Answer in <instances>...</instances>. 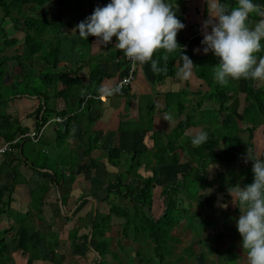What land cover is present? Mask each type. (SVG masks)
I'll return each mask as SVG.
<instances>
[{
  "label": "trees",
  "instance_id": "1",
  "mask_svg": "<svg viewBox=\"0 0 264 264\" xmlns=\"http://www.w3.org/2000/svg\"><path fill=\"white\" fill-rule=\"evenodd\" d=\"M53 1L0 0V148L3 144L10 143L11 149H18L16 157L11 158L9 161H2L0 174L12 172V186L14 187L18 171L13 168V163L20 160L27 164L37 176L36 181L25 183L27 185L30 183L32 205L39 213L42 212L41 207L44 205L42 199L50 189L53 191L58 190L60 196L57 201L61 199L65 213L69 212L71 207L67 208L69 206L68 199L77 167H84L86 170L91 171L95 165L90 155L94 149L100 146L101 132L93 131L92 125L100 117L102 110L99 106L100 99L95 98V96H99L98 89L101 82L112 77L111 74L105 72L101 63L108 61V54L111 58H118L120 54L115 46L108 44L105 47L101 44L96 52V57H94L95 53L91 54L90 52L92 44L97 41V38L90 35L88 40H84L77 32L70 33L69 29L76 23L68 21V12L64 16V20L55 17L56 5L68 6L70 2L76 4L78 0H58L59 4H53ZM227 2L232 6L236 4V0H227ZM254 2L264 6V0H254ZM47 4L49 5L47 6ZM77 6L79 7L80 3ZM253 19H261V17L252 14L250 24ZM9 20L15 25L19 21L23 24L22 50L12 55L7 54L6 49L13 46L17 42V38L8 37L4 23ZM178 40L183 46L187 38L181 34ZM65 43L67 45L65 51L71 50L74 52L75 49L81 51V60H83L85 54L89 55L87 60L89 62V72L86 78H82L77 73L82 68L79 65L81 62L71 64L69 74L66 71L61 72L62 68H58L64 57ZM104 49L107 50V53L102 57L103 53L100 50ZM257 55L264 56V51ZM188 56L195 64V74L209 86V91L197 102L198 107H200V102L206 101V104H211L209 106L212 108L210 110L212 121L207 129L208 142L195 147L191 143L193 136L185 134L192 124L193 109L197 108V105H194L192 113L185 115L172 135L167 137L166 140L164 139L165 141L162 140V143L158 144L160 138L157 136L152 138L155 144L149 155L155 159V164L152 165L150 159L146 163V166H151V174L142 175L137 172L141 163L139 159L145 155L141 148H137L129 154L118 145H111L104 149L103 158L106 164L118 168L117 174L114 179L106 183L105 190L102 197H100L101 204L96 208V214L91 215L90 224L84 226L88 231L78 235L81 226L77 224L69 229L67 233V238L71 241L69 247L71 248L82 241L81 244L85 246L83 250L90 249L87 241L89 234H91L90 242L93 244L95 251L99 253V257L94 253L92 264L121 263L120 260L114 263L113 261L108 262L106 259L109 254L112 259L118 258V254L110 248L107 235L114 218L120 220L119 223L124 237H132L135 241L140 240L142 243L147 241L148 249L152 246L146 257L141 249L135 251L136 256L140 258L142 263L164 264V260L172 253L173 245L170 242L178 241V238L171 234V230L178 223L186 222L195 232L197 242L203 241L201 235L204 227L215 223L213 220L207 219L197 221L196 212L190 211L188 206L183 205L182 199L178 197L179 193H184L191 201H197L198 207H210L213 203V196L208 202H198L197 197L201 191L212 189L213 185L216 184L215 191L224 192L236 184L232 183L236 179L241 180L243 186L252 183L254 180L252 160L240 164L237 178L226 179L221 171H217L216 176L208 178L205 166L208 162L220 156L230 159L229 156L232 153L242 151L246 146L253 147L252 143H244L239 136V129L254 131L261 124L264 131V84L257 87L256 81L243 79V93L245 96L243 115L242 118H238L232 109L227 106V102L235 96V91L237 94L236 83L230 80L228 85L221 86L213 79V65L219 62V58L212 52L206 57ZM162 57L160 54H156L154 59L160 61L161 67L166 64L168 70L166 73L159 75L153 73L152 80L154 82H160L166 77L174 76L176 72L175 58L169 56L168 60L164 61ZM35 60H40V63H42L41 67L37 68L40 69L39 71L35 69L36 74L34 72ZM120 65L122 66L121 62ZM62 67L65 70L68 69L67 65ZM29 80L31 85L34 86L33 93L20 91L21 87L24 86L30 88ZM115 83L113 86H115ZM187 93L189 92L184 89L176 94L185 96ZM23 94L35 95L39 100L34 112L30 113V115L35 114V130L43 127L51 116L62 118V121H56L53 125L54 143L46 139H41L38 142L41 145L39 151L43 155L41 157L43 159H38V161H29L25 157L24 145L30 141V138L24 135L29 132V128L21 124L18 114L7 111L8 102L19 99L17 97ZM57 100L63 101L64 106L62 108L56 107ZM82 105L83 107H81ZM184 107L183 99L179 103L180 113L183 112ZM254 113L259 116L258 120L254 117ZM82 117L87 119V124L84 125L81 122ZM75 125H84L88 128L83 127L79 130V136L76 138V148H70L68 139L72 137ZM123 125L124 122L120 123V128ZM220 142H223V148L221 149L218 148ZM45 149L47 151L44 152ZM59 150L63 151L64 156L58 158V160L48 155L51 151L53 153V151L57 152ZM78 151H81L83 158H86L83 160L84 162L82 161L83 163L81 162L82 164L77 161ZM9 153L11 152L7 150L2 152V159L7 157ZM67 153L70 156L66 158ZM125 155L129 167L122 170L120 166L122 165V157ZM184 158H188L196 164L180 172L174 181H169L161 186L159 198L163 208L161 213L155 216L152 211L153 190L155 182L159 178V167L168 165L182 168L184 164H180V160ZM190 161L189 163H191ZM42 168L51 170V172L41 171ZM38 178L40 179L38 180ZM139 180L142 181V185L137 189L135 183ZM225 184H228V187H225ZM38 190H41V192ZM215 191L209 192V195H213ZM11 194L12 190L6 191L0 188V223L5 219L10 221L7 227L0 229V264H14L10 255V238L17 242V249L27 256L22 264H38L35 263L36 260H47L54 264H60L62 258L58 252L60 246L58 233L55 231L44 233L41 230H34L29 227L25 218L31 212L30 214L27 213L26 216H20L17 211L12 210L10 207ZM6 195L7 199H5ZM88 195H90L89 191L81 193L77 199L73 200V205H77L79 201L84 200ZM103 203L107 207L106 211L102 210ZM62 219L70 221L72 217L65 214ZM14 225H17V227H14ZM78 246L75 248H78ZM205 247L208 249L207 244ZM185 251L194 257L197 264L199 263L196 257L201 255L202 264H205L207 258L205 250L202 249L198 253H192L191 247H188ZM217 255L219 261L225 260L229 264H233L238 257V253L233 251L232 244L228 245L223 252H217ZM130 258L132 260L133 257L130 256ZM176 260H179V257ZM213 264L217 263L213 261ZM218 264L223 263L219 262Z\"/></svg>",
  "mask_w": 264,
  "mask_h": 264
},
{
  "label": "crops",
  "instance_id": "2",
  "mask_svg": "<svg viewBox=\"0 0 264 264\" xmlns=\"http://www.w3.org/2000/svg\"><path fill=\"white\" fill-rule=\"evenodd\" d=\"M110 2L111 0H98L96 2L98 4H95L92 3L91 1V3L87 6L86 4L87 1L79 0L77 1L76 4L71 3L70 5L68 6L65 5V6L68 8L67 12H70L71 10H80L79 15L81 17L76 16L77 21L75 22L76 24H74L77 25L79 21H83L87 17H89L94 12L96 7L106 6ZM166 2L172 4L175 7L174 10L176 11L177 17L181 19V21L186 25L184 29L179 31L177 36V40L181 34L182 36L187 38V41L183 45L186 46L184 47L185 54L195 55L197 57L208 56L210 52L205 54L203 52L204 45H202L201 43V41L203 40V32H202L203 22L209 18L208 0H166ZM78 3H80L79 7L77 6ZM92 5H93V9L90 8ZM259 20L260 19H253L251 24L254 25ZM69 31L70 33H73L76 32L77 30L75 31L70 28ZM209 31H211L210 28ZM115 43H116V37H113L112 42L109 44L114 46ZM100 46L101 44L99 45L97 41H94V43L92 44L90 53L91 54L95 53L93 55L94 57H96L95 56L96 52L98 51ZM183 46L178 48L175 53L169 54V56L175 58L176 72L174 76L166 77L164 80L160 82H154L152 80L153 72L151 70V62L146 64L139 63L137 65L135 79L133 83L126 89L122 90V93L116 94L114 96H107L102 94L101 88L113 86L116 80L122 75H124L126 70L125 63L122 62L123 61L122 56L124 54L122 51L118 49L120 51L118 58H113V57L111 58L109 57L110 55L108 54V61H103L101 63L105 72L111 74L112 77L109 79H104L101 82V85L99 86L98 89L99 90L98 94L102 95L104 97V100L102 99L100 100L99 106L102 109L101 114L100 117L97 120H95V122L93 123L92 130L101 132V138L99 140L100 146L94 149L90 155L91 159L94 160L95 162V165L92 167V176L91 175L88 176V174L91 171H85L83 169L84 167L82 168L79 166L77 167L75 172V179L71 184L70 197L68 201H70L72 198L77 199L81 193L89 191L90 195L86 196L85 199L89 200L88 197L95 198L98 201L96 208L99 204H101L100 197H102V193L105 190L106 183L114 179L118 171V168L116 169L114 167L107 165L105 159L103 158L104 149L111 145L120 146V148L124 150L127 154L133 152L137 148H141L145 152V155L144 157L142 158L140 157L139 159L141 163L138 168H140V170L146 167L148 168L151 167V166L150 167L146 166V163H148L149 159L151 160L152 165L155 164V159L149 155L155 144L152 138L156 135H159L161 142L159 140L158 144H160L162 143V140H164L163 137H166L167 139V137L171 136L176 126L185 117V115L189 114L190 112L192 113V109L190 110V107H194V105H197L198 100L202 99L203 95L206 94L207 91H209V86L207 85V83L195 74L194 69L191 79L185 81L178 77L177 73L180 67L182 66L181 51ZM197 49H199L200 51H197ZM106 51H107L106 49L100 50V52L103 53L102 57L106 55L107 53ZM156 54H160V56H163L164 52L163 50H161ZM88 56H89L88 54H85L83 60H81L78 58L76 54L70 51L68 52L65 51L64 65H67L70 71L71 64L73 63L78 64L81 62L79 65H81L82 68L79 69L77 73L82 78H86L89 72V66H88L89 62L87 61ZM120 62L122 63V66L120 65ZM69 71H67L68 74ZM233 82L236 83L238 91L237 94L228 102L233 101V99L236 100L234 107L231 109L238 118H242L244 97H245L243 93L244 90L243 78L240 80H233ZM261 85L258 84L257 87ZM184 89H186L189 93L185 95L186 97L184 96L185 107L182 114L180 112L179 113L181 115L178 113V117L180 115L178 121H175L174 119L167 120L166 114L170 105L174 104V106L176 105L179 106V102H180V99L177 97V101L172 103L171 101H169L168 96L177 92H181ZM148 95L149 96L153 95L154 103L151 102L148 104L149 101L144 99L145 96ZM95 98H97V96H95ZM14 101H15V105H14L15 107L13 106V104H11L10 107L8 106L7 111L12 112L13 114H18V115L20 114L19 116L21 119V124L23 126H27L29 128V132L35 130V126H36L35 114L30 115V113L34 112V109L39 104L38 98L35 96V98L32 99L31 98L14 99ZM55 105L57 108H62L64 106V103L61 100H57ZM209 107L211 108V106ZM198 108L199 107L197 105V108L193 109L194 113H193L192 124L189 126V128L186 130L185 133L190 136H195L196 134L202 131L207 132L210 122L212 121L211 113L209 109L206 108L207 111H205V115H201L202 113L197 110ZM140 117L145 118L146 121L149 120L151 123L149 125L140 123ZM254 117L257 120L259 119V116L256 113H254ZM54 118L56 117L51 116L49 118L48 122L42 127L43 128L42 135L39 137L37 141H33L32 139H30L31 143H38L41 139H46L54 143L53 140L55 135L54 133H52L54 122H56ZM81 122L85 125L87 124V119L85 117H82ZM123 122L124 125L121 126L120 128V123ZM84 125H75L72 132V137L68 139V146L70 148H76L75 147L77 145L76 138L79 136V130L85 127ZM257 129H259L264 133L263 125L261 124L258 125L255 130L257 131ZM243 131L248 133L251 132L245 130ZM243 131H242V135H243ZM240 133H241V129H239V136H241ZM7 151H10L11 153H9L7 157L3 159H2L3 157L2 152H0V165L2 164L3 160L9 161L11 158L16 157L18 155L17 154L18 149L12 148ZM43 151L45 152L47 151V149ZM242 152L244 153L243 149ZM80 154L81 151H78L77 154L78 163H81L84 159H86L83 158L82 154L80 157ZM146 156L149 158H147ZM125 158L126 155L122 157V165L120 166L122 170L129 167V163L126 161ZM183 161L186 162V158L181 159L180 164L184 163ZM162 167L163 166H160L159 169ZM13 168L18 171V176L15 178L17 179V181L15 182L14 187L12 186V180H13L12 172H4L0 174V188L6 191L12 190V194H11L12 200L10 204L11 209L17 211L20 214V216H26V214L27 213L30 214L31 211L37 212L34 208L33 209L31 208L32 206L33 207L35 206L32 205L33 200L31 196L32 192L31 189L29 188L30 183L28 185L25 183V182L36 181L37 180L36 174L27 164H25L23 161L20 160H16L13 163ZM40 170L48 171V169L45 168H42ZM39 179L40 178H38V180ZM83 182L89 183L88 188H86L85 185L82 184ZM85 188L86 191L84 190ZM59 196L60 195L57 189H55V191L50 189V191L47 192L43 197L42 200L44 202V205L41 207L42 208L41 215L43 216L45 221L48 220V222H51L53 220L58 223L60 221H64L61 218L62 216H64V206L62 205L61 199L57 201V198ZM7 198L8 197L6 195L5 199ZM81 201L77 203L78 206L75 205L68 212L67 214L68 216L71 215V217H75V214H77L79 211H85L84 207L86 206L85 204L86 201H83L82 203ZM89 201L92 203V207H90L92 211L91 215L94 216L93 213H94L95 204L91 200ZM59 202H61V205H59ZM59 206H60V210L59 208H57ZM60 211L63 214H61ZM87 211H85L84 214H82L83 216H79V217H84L81 218V220L84 219L85 221L87 219L86 218L88 217ZM46 216H48V218ZM28 217L29 215L26 216L25 218L26 221H28ZM9 224L10 221H8L7 219L3 220V222L0 223V229L7 227V225ZM79 225L82 226L81 223ZM14 227H17V225H14ZM32 229L41 230L44 233L48 232V230H45L43 227L40 228L33 227ZM17 251L22 253L17 248L12 253L16 254ZM11 257L13 258V255ZM24 257L26 258L27 256L24 255ZM25 260L22 263H24ZM75 260L78 259L76 258ZM40 261L41 260H36L35 263H41ZM44 261H45L44 264H54L47 260ZM63 261L64 258H62V262ZM83 263L80 261L78 262V264H83Z\"/></svg>",
  "mask_w": 264,
  "mask_h": 264
},
{
  "label": "clouds",
  "instance_id": "3",
  "mask_svg": "<svg viewBox=\"0 0 264 264\" xmlns=\"http://www.w3.org/2000/svg\"><path fill=\"white\" fill-rule=\"evenodd\" d=\"M174 9L166 0H111L106 6L96 7L89 17L76 25L75 30L78 29L82 39L94 36L97 43L105 47L116 37L114 46L125 57L133 63L151 62L152 72L159 75L168 69L166 64L161 67L160 61L154 59L156 53L163 50L162 59L167 61L169 54L180 48L177 36L186 27ZM208 11L201 43L205 54L212 52L219 58L212 69L214 81L221 86L242 78L264 81V56L257 55L264 51V6L254 0H236L235 6L227 0H208ZM252 14L261 17L254 25L250 24ZM184 47L182 66L177 75L187 81L193 75L195 64L185 54ZM122 88L123 85L119 84L103 87L101 93L114 96L122 93ZM208 139V133L202 131L193 136L191 143L199 147ZM248 160L254 162L253 182L243 187L236 184L229 187L228 192L241 212L237 228L248 264H264V159L254 155L249 147L245 163ZM221 206L226 208L227 204Z\"/></svg>",
  "mask_w": 264,
  "mask_h": 264
},
{
  "label": "rangeland",
  "instance_id": "4",
  "mask_svg": "<svg viewBox=\"0 0 264 264\" xmlns=\"http://www.w3.org/2000/svg\"><path fill=\"white\" fill-rule=\"evenodd\" d=\"M79 1V0H78ZM87 1V6L91 3H96L98 0H85ZM53 4H59L58 0H54L52 2ZM72 2H70L71 4ZM49 4H47L48 6ZM57 9L55 12V17L57 19H61L64 20V16L66 15V12L68 10V8L65 5H56ZM93 9V5L90 7ZM84 11V10H83ZM80 10H71L70 12H68V21L70 22H76V16L77 17H81L79 15ZM82 12V11H81ZM0 16H1V11H0ZM83 16V14H82ZM83 18V17H82ZM181 20V19H180ZM4 27L6 29V32L8 34V37H15L17 38V42L13 45L10 46L6 49L7 54L12 55L16 52H20L22 50L23 47V24L21 21H19V23L17 25H15L13 22L6 21L4 23ZM76 25H74V27H71V29L75 30ZM76 31V30H75ZM78 31V29H77ZM74 35V34H73ZM67 43V42H66ZM66 43L64 44V50L65 47H67ZM66 45V46H65ZM69 46V45H68ZM79 48V47H77ZM70 52H72L71 50H68ZM80 50L79 49H75L74 54H76L78 56L79 59H81V55L80 54ZM40 60H35L34 61V72L36 74V71H39L40 69H37L38 67H41ZM64 57L62 59V62L60 63V66L58 68H62L61 72L64 71H69V70H65L64 67ZM257 84L261 85L263 84L264 81H256ZM261 83V84H260ZM29 84H30V88H28L27 86L21 87L20 91H30V93H33L34 91V86L31 85L30 80H29ZM54 86V85H53ZM234 95H236V91L234 92ZM177 97L180 99V102L186 97L177 95L176 93L169 95L168 99L169 101H171L172 103L177 101ZM19 99H32L35 98V95H28V94H23L20 97H17ZM145 100H148V104L153 102L154 103V97L153 95L151 96H145L144 98ZM182 99V100H181ZM179 102V103H180ZM236 100L233 99V101H230L227 103V106L229 108H233L234 104H235ZM178 103V102H177ZM211 103V102H210ZM11 104H13V106L15 105V101L11 100L8 102V106L10 107ZM209 105L211 104H206L205 102H200V107L197 109L198 111H200L202 114L201 115H205V111L206 108L211 110V108L209 107ZM15 107V106H14ZM190 107V106H189ZM179 106L176 105H170L167 114H166V118L167 120L170 119H174L175 121H178L180 115L179 113ZM192 109V107H190V110ZM18 113V112H17ZM178 113L180 114L178 117ZM20 115V114H19ZM29 120V119H28ZM140 123L142 124H146L149 125L151 122L149 120H145V118H141L140 117ZM50 128V127H48ZM84 128H88L87 126H85ZM262 130V129H261ZM242 131L243 129H241V138L244 141V143H252L253 147L250 146H246L243 151H238L236 153H232L229 158L230 159H225L226 157H218L213 161H210L207 163V165L205 166V172L207 174L208 178L214 177L217 174V171H221L224 174V178H233L236 177L237 178V174L240 170V164L245 163V158L247 156V150L250 147L253 150V154L254 155H258L261 159H264V133L262 131H260L259 129L251 131L250 133L248 132H244L243 131V135H242ZM157 137H159V135H156ZM186 136V135H185ZM183 136V137H185ZM160 138V137H159ZM166 140V137H163ZM162 138V139H163ZM190 139V137H189ZM76 147V146H75ZM41 148V145L38 143H31V141H28L25 143L24 145V150H25V157L29 160V161H38V159H43L41 158L43 155L42 153L39 151ZM218 148L221 149L223 148V142H220L218 145ZM63 151H51V153L49 152V156L53 159L58 160V158L63 157ZM66 158L69 157V153H67V155H65ZM81 157V154H80ZM82 159V158H81ZM80 159V161H81ZM55 161V160H54ZM189 159L186 158V162L183 161L184 164L182 166V168H178L177 166H163L162 168H160L159 170V178L156 180L155 182V188L153 190V206H152V211L153 214L155 216H158V214L161 213L163 205L161 202V199L159 198V193L161 190V186L169 181H174L177 177V175H179L180 172L186 170L189 166L196 164V163H189ZM83 163V162H82ZM81 163V164H82ZM254 162H252L253 164ZM85 171V168H83ZM49 172H51V170H48ZM137 171H139L141 174H151V170L150 168L146 167L140 170V168L137 169ZM91 175L92 176V170L91 172L88 174V176ZM237 180V179H236ZM232 182V183H236V184H240V186L243 187L241 180H237V182ZM227 181V180H226ZM83 185H85L86 188H88L89 183L88 182H83ZM235 184V185H236ZM142 185V181L139 180L138 182L135 183V186L137 189H139V187ZM228 184H225V187ZM78 186V185H77ZM214 187L212 189L209 190H205V191H201L200 195L197 197L198 202H208L211 199V196H213V203L210 207H198L197 206V201H191L187 198V196L184 193H179L178 197H180L183 201V205L184 206H188V208H190V211H195L197 214L196 220L198 221H202V220H213L215 223L211 226L207 225L204 227V230L202 232V240L201 242H197V237L195 235V232L192 230V228L187 225L186 222H180L178 223V225H176L172 230H171V234L172 236L178 238V241H173L170 242L172 243L173 247H172V253L170 256H168L166 258V260H164V264H197L194 257L189 255L185 249L188 247H191V251L192 253H198L200 250H205L207 258L205 261V264H213V261L215 263H223V264H229L227 263L225 260H221L219 261L218 259V255L217 252H223L228 245L232 244L233 245V251L238 253V257L236 258V260L233 262V264H248V260H247V254L245 252V250L242 247V238L241 235L238 231L237 228V221L239 219V216L241 215L240 209L238 207V205H234L232 202V197L228 192V189H226L224 192H217L215 191V188L217 187L216 184L213 185ZM86 188L84 189L86 191ZM104 188V187H103ZM225 189V188H224ZM39 192H41V190H38ZM215 193L213 195H209V192H214ZM87 192V191H86ZM103 194V193H102ZM73 200H75L74 198H72L69 201V207H71V209L75 206L73 205ZM86 200L85 204L86 206L84 207V210L87 211V219L84 221V219L81 220V218L84 217H79V216H83L82 214H84L85 211H79L77 214H75V217H72V219L70 221H60L59 223L56 221H51L48 222L45 221V219L43 218V216L41 215V213L39 212H34L31 211V214L28 217V221H26V224L29 227H36V228H40L43 227L45 230L48 231H55L56 233H58L59 235V242H60V246L58 249V252L60 253V257L64 258V261L61 264H76L77 262H84L83 264H91L94 260V252L91 249H84L83 247H85L84 245H82V241H80L79 243H76L73 247H69L71 244V241L67 238V233L68 230L75 227L78 223H81V228L78 231V235L86 233L88 231V229L86 227V225L90 224L91 221V208L92 207V203ZM82 200L81 203L84 201ZM223 204H227V207L224 208L221 205ZM80 205V203H79ZM78 206V205H77ZM32 209L34 208L36 211L37 209L35 207H31ZM60 210V206L57 207ZM102 210H107L106 205H102ZM34 212V213H33ZM61 214H63L60 211ZM68 214V212L65 213L64 211V215ZM47 215V214H46ZM86 215V214H85ZM84 215V216H85ZM71 216V215H70ZM48 218V216H46ZM62 218V217H61ZM37 221V222H36ZM64 222V224H63ZM120 220L117 218L113 219V223L111 224L110 229L108 230V238H109V242H110V248L112 249V251H114L115 253L118 254V258L117 259H112V256L109 254L106 256V259L108 262L113 261L114 263L119 262V260L121 261L122 264H149L147 262L142 263L140 261V258L136 256L135 251L137 249H141L143 252V255L146 257L147 254L150 252L149 250H151L152 246H150V249H148V245L145 243H142V241L137 240L135 241L132 237H124L123 233H122V228L120 225ZM221 234L220 236L218 234ZM10 238V237H9ZM11 239V238H10ZM10 255H13V259H14V263L15 264H21L26 258L24 257V254L20 253L19 251L16 252V254H13L12 252L17 248V242L14 240H10ZM91 241V240H90ZM90 241L88 242V245L90 247H93L92 243ZM79 244V246H78ZM206 244L208 245V249L205 247ZM81 245V246H80ZM78 248H75L77 247ZM132 256V260L130 258V256ZM179 260H176L178 259ZM78 260H75V259ZM41 263L38 264H44V260L40 261ZM120 263V264H121ZM110 264V263H109ZM152 264V262H151Z\"/></svg>",
  "mask_w": 264,
  "mask_h": 264
},
{
  "label": "built area",
  "instance_id": "5",
  "mask_svg": "<svg viewBox=\"0 0 264 264\" xmlns=\"http://www.w3.org/2000/svg\"><path fill=\"white\" fill-rule=\"evenodd\" d=\"M122 58H123V62L125 63L126 73L117 79L115 85H118V84L123 85L122 90H124L126 87L130 86L133 83V81L135 79V73H136L137 65L139 64V62L133 63L131 60H129L127 57H125V55H123ZM88 97H90V95H88ZM97 98L104 100V97L102 95H99ZM83 105H84V103H83ZM83 105L81 107H83ZM55 120L56 121H62V118L59 116H56ZM42 131H43V128H40L38 131L34 130L31 132H28L24 136L29 137L33 141H37L39 139V137L42 135ZM10 149H11L10 143H5L0 148V152H4V151L10 150Z\"/></svg>",
  "mask_w": 264,
  "mask_h": 264
},
{
  "label": "water",
  "instance_id": "6",
  "mask_svg": "<svg viewBox=\"0 0 264 264\" xmlns=\"http://www.w3.org/2000/svg\"><path fill=\"white\" fill-rule=\"evenodd\" d=\"M88 199L91 200L95 204L94 213H93L95 215L96 214V205H97L98 201L95 198H92V197H88ZM59 205H61V202H59ZM90 239H91V234H89L88 241H90ZM90 249L95 253V255L97 257H99V253L97 251H95V249L93 247H90ZM196 259L198 260L199 264H202L203 260H202V256L201 255H198L196 257Z\"/></svg>",
  "mask_w": 264,
  "mask_h": 264
}]
</instances>
